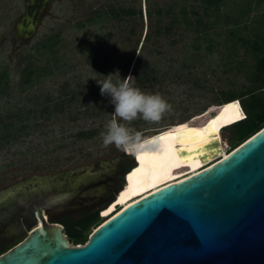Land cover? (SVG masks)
<instances>
[{
  "label": "rangeland",
  "instance_id": "1",
  "mask_svg": "<svg viewBox=\"0 0 264 264\" xmlns=\"http://www.w3.org/2000/svg\"><path fill=\"white\" fill-rule=\"evenodd\" d=\"M31 1L0 0V74L6 73L0 133L12 119L26 127L0 144V207L19 206L22 198L46 194L80 195L71 209L56 214L53 220L59 221L104 208L119 190L114 201L123 191L136 190L128 202L118 203L123 208L150 190L215 162L225 148L239 145L231 127L221 131L213 126L218 111L227 108L221 103L223 94L249 84L253 63L228 33L236 27L232 23L209 27L198 39L193 30L172 23L181 5L192 0H40L44 7L35 13ZM251 1L244 19L249 28L264 22V0ZM238 3L228 0L227 12L233 8L236 15ZM111 8L130 13L88 21ZM49 38L57 40L54 48H42ZM28 61L39 68L41 77L22 86ZM139 68L144 78L139 88L160 94L172 110L159 123L132 122L130 127L156 142L138 155L143 160L134 155L136 164L129 170L119 161L128 153L103 144L101 133L112 119L114 105L109 96L101 95L97 81L117 70L123 79ZM59 97L72 98L70 106L42 112L50 98ZM88 129H96L97 135L79 139L78 132ZM188 129L204 135L188 137L184 135ZM168 133L171 138L159 141ZM180 139L191 142L181 145ZM169 145L174 151H167ZM181 147L192 151L180 152ZM166 151L167 156H160ZM143 165L144 175L137 173ZM82 188L84 192H79ZM23 236L9 244L0 238V246L8 249ZM68 238L71 245H83Z\"/></svg>",
  "mask_w": 264,
  "mask_h": 264
},
{
  "label": "water",
  "instance_id": "2",
  "mask_svg": "<svg viewBox=\"0 0 264 264\" xmlns=\"http://www.w3.org/2000/svg\"><path fill=\"white\" fill-rule=\"evenodd\" d=\"M75 198H22L32 222L11 231L24 236L0 264H264V126L225 158L122 208L79 246L53 220Z\"/></svg>",
  "mask_w": 264,
  "mask_h": 264
},
{
  "label": "trees",
  "instance_id": "3",
  "mask_svg": "<svg viewBox=\"0 0 264 264\" xmlns=\"http://www.w3.org/2000/svg\"><path fill=\"white\" fill-rule=\"evenodd\" d=\"M227 1L228 0H192V2L188 5H181V10L179 13L175 14V18L172 23L178 27L184 25V28L187 30H193L198 39H202L206 36L207 29L209 27H218L221 22H224L227 25L232 23L236 26L234 28H229L228 33L231 37L236 39V45L241 46V49H243L244 52L252 58L253 63L250 64L248 70L249 84L242 90H227L223 94L221 103L227 105V108L218 111L216 118L213 120V122H215L213 123V126L221 131L225 127H231L235 135L234 139L240 144L264 126V22H261L259 25L251 28H249V26L244 22V19L249 15L252 8L251 0H238L239 3L236 7V15L233 14V10L235 11L233 8L230 9V12H227L228 10H226L225 7ZM35 7H39V4L31 6V9H34ZM128 13H130V10L126 8H121L117 11L111 8L109 11L101 13L97 12V15L90 17L88 21L90 23H94L101 16L105 18L109 16L111 18L118 19ZM146 37H148V33L146 34ZM56 43L57 40L49 38L40 46L44 49H53ZM134 72L136 78L135 86L139 88V86L143 84L144 79L142 76V70L139 68L133 70L132 73L134 74ZM40 77L41 74L39 72V68L31 64L30 61L26 62L21 77L22 86H29L34 81L40 79ZM5 78L6 73H1L0 95L3 92V83L5 82ZM71 99L72 98L66 99L61 97L53 99L50 98L47 102V106L42 109V112L46 113L50 111L52 113L58 109L70 106L69 104ZM233 105L236 107L230 108V106ZM24 111L25 110H20L19 113H24ZM29 112L31 111H28V113ZM23 129H26V127L18 126L13 119L7 121L6 130L0 133V144L2 140H7L9 137H17ZM95 135H97L96 129L81 130L78 132L79 139H90ZM229 152L230 151H227L225 148L222 154L219 155L220 158ZM163 154L167 156L165 152H162V155L160 156L164 157ZM218 159H215L214 161ZM119 161L123 164H127L129 166V170L135 165L131 157L127 154H123L119 158ZM195 172H191L190 174ZM184 177H186V175L183 177L179 176L178 178L181 179ZM177 180H172L170 183ZM158 188H154L153 190ZM153 190H150L147 193H150ZM118 192L102 209L87 211L77 217L67 215L59 219V223L63 224L65 233L71 238V240H73L74 244H85L89 239L91 230L96 229L99 225L106 221L110 215L112 216L113 213L121 206L118 203L128 202V200L136 194V190L131 192L123 191L118 195L117 201H114ZM135 200H132V202ZM117 205H119L118 208L116 207ZM6 250L7 248L3 249V247L0 246V254Z\"/></svg>",
  "mask_w": 264,
  "mask_h": 264
},
{
  "label": "clouds",
  "instance_id": "4",
  "mask_svg": "<svg viewBox=\"0 0 264 264\" xmlns=\"http://www.w3.org/2000/svg\"><path fill=\"white\" fill-rule=\"evenodd\" d=\"M97 82L101 85V95L109 96L114 105L112 119L101 133L104 146L114 145L118 150L138 156L154 142L130 125L138 119L159 123L172 110V105L160 94L145 93L136 87V78L132 75L122 79L118 70Z\"/></svg>",
  "mask_w": 264,
  "mask_h": 264
},
{
  "label": "flooded vegetation",
  "instance_id": "5",
  "mask_svg": "<svg viewBox=\"0 0 264 264\" xmlns=\"http://www.w3.org/2000/svg\"><path fill=\"white\" fill-rule=\"evenodd\" d=\"M36 4H39V7H35L33 13L40 12L44 7V2L40 0L31 1L30 6H35ZM137 173L142 175L145 174L144 165L137 167ZM84 189L85 188H82L79 192H84ZM76 202L78 203V201ZM26 211L27 208L21 204L19 206L5 205L0 207V238L2 240H7V244L11 243L16 238L14 234H11V231H21L24 226L32 222L31 218L26 215Z\"/></svg>",
  "mask_w": 264,
  "mask_h": 264
},
{
  "label": "snow or ice",
  "instance_id": "6",
  "mask_svg": "<svg viewBox=\"0 0 264 264\" xmlns=\"http://www.w3.org/2000/svg\"><path fill=\"white\" fill-rule=\"evenodd\" d=\"M231 107H236V106L233 105V106H230V108H231ZM238 118H239V117H238ZM213 123H215V122H213ZM183 127H186V126H183ZM212 130L214 131V129H212ZM184 135H186V136H188V137H193V136H195V137H203L204 132H203V131H200V130H197V129H188L187 132L184 133ZM171 136H172V134H171V133H168V134H165V135L160 136L158 139H159V141H167L169 138H171ZM153 142L155 143L156 141L153 140ZM188 142H191V141H186L185 139H180V140L178 141V143H180L181 145H184V144H186V143H188ZM167 151H174V149H172L171 146L169 145ZM167 151H166L165 154H167ZM179 151H180V152L192 151V149H191V148H184V147H181V148L179 149ZM145 155H146V154H145ZM137 158L143 160L145 157H144V156H138ZM174 166H177V167H178L179 165L176 164V165H174Z\"/></svg>",
  "mask_w": 264,
  "mask_h": 264
},
{
  "label": "bare ground",
  "instance_id": "7",
  "mask_svg": "<svg viewBox=\"0 0 264 264\" xmlns=\"http://www.w3.org/2000/svg\"><path fill=\"white\" fill-rule=\"evenodd\" d=\"M228 154H229V153H227L225 156L221 157L220 159L225 158ZM220 159L216 160L215 162L219 161ZM213 163H214V162H213ZM213 163H211V164H213ZM211 164H209V165H211ZM209 165H208V166H209ZM206 167H207V166H206ZM206 167H204V168H206ZM204 168H202V169H204ZM202 169H200V170H198L197 172H195V173H193V174H190V175H188V176H186V177H184V178H181V179H179V180H177V181H174V182H178V181H181V180H183V179H185V178H188L189 176H192V175H194V174L200 172ZM174 182L168 183V184H166V185H164V186H167V185L172 184V183H174ZM164 186H161L160 188H162V187H164ZM160 188H158V189H160ZM158 189H156V190H158ZM156 190H153V191H151L150 193H152V192H154V191H156ZM150 193H147L146 195H148V194H150ZM146 195H144V196H146ZM144 196H142V197H144ZM142 197H140V198H142ZM140 198H138L137 200H139ZM137 200H135V201H137ZM135 201H133V202H135ZM133 202H131V203H133ZM131 203H129V204H131ZM129 204H128V205H129ZM128 205H126V206H128ZM126 206H124V208H125ZM39 224H41V221H40V220H39Z\"/></svg>",
  "mask_w": 264,
  "mask_h": 264
},
{
  "label": "built area",
  "instance_id": "8",
  "mask_svg": "<svg viewBox=\"0 0 264 264\" xmlns=\"http://www.w3.org/2000/svg\"><path fill=\"white\" fill-rule=\"evenodd\" d=\"M244 116H245V114H244ZM218 159V158H217Z\"/></svg>",
  "mask_w": 264,
  "mask_h": 264
}]
</instances>
